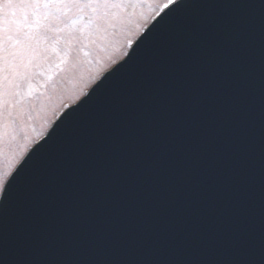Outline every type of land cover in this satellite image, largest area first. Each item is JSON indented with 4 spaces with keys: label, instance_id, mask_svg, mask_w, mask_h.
<instances>
[{
    "label": "water",
    "instance_id": "obj_1",
    "mask_svg": "<svg viewBox=\"0 0 264 264\" xmlns=\"http://www.w3.org/2000/svg\"><path fill=\"white\" fill-rule=\"evenodd\" d=\"M139 41L10 180L0 264H264V0Z\"/></svg>",
    "mask_w": 264,
    "mask_h": 264
},
{
    "label": "rangeland",
    "instance_id": "obj_2",
    "mask_svg": "<svg viewBox=\"0 0 264 264\" xmlns=\"http://www.w3.org/2000/svg\"><path fill=\"white\" fill-rule=\"evenodd\" d=\"M166 3L0 5L5 20L0 32L3 179L59 111L77 99L71 97L123 56L125 38L133 39ZM14 12L18 22L10 30L7 21Z\"/></svg>",
    "mask_w": 264,
    "mask_h": 264
},
{
    "label": "snow or ice",
    "instance_id": "obj_3",
    "mask_svg": "<svg viewBox=\"0 0 264 264\" xmlns=\"http://www.w3.org/2000/svg\"><path fill=\"white\" fill-rule=\"evenodd\" d=\"M82 2V0H0V5L3 4H8V5H55V4H64V3H79ZM87 3H110V2H118V3H155L157 2V0H86ZM176 3V0H167V3L163 5L164 8H168L169 5H174ZM13 19L7 21L8 25H9V29L11 30V27L13 24L17 23V19H16V13L14 12L12 14ZM4 23L5 20L2 16H0V32H3V28H4ZM137 30H139V28H137ZM126 44L123 46H128V45H132L133 41L130 37H126ZM140 41H137V44ZM116 51H119V49H116ZM127 55H131L130 53H128ZM111 75V72H109L107 75H105L103 77V79L100 81V83H103V80H106L108 78V76ZM99 83L96 85V88L99 87ZM96 88L92 89V92H94L96 90ZM92 92L87 93V97L89 98L92 95ZM80 95H82V92H77L75 93L71 98L72 99H76L78 98ZM85 100H80L79 104L75 105V108H78L81 106V104L84 103ZM65 107H67V105H65ZM50 135V133H49ZM10 183V181H8L7 183L3 182V177L2 175H0V190L3 191H7V186Z\"/></svg>",
    "mask_w": 264,
    "mask_h": 264
}]
</instances>
